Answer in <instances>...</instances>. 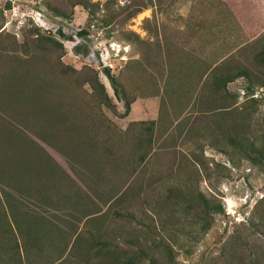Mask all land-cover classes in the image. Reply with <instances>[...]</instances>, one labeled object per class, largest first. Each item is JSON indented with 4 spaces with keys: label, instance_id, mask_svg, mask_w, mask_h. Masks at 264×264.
Wrapping results in <instances>:
<instances>
[{
    "label": "rangeland",
    "instance_id": "obj_1",
    "mask_svg": "<svg viewBox=\"0 0 264 264\" xmlns=\"http://www.w3.org/2000/svg\"><path fill=\"white\" fill-rule=\"evenodd\" d=\"M130 1L114 0L115 8ZM138 1L146 5L141 12L103 27L81 5L74 8L72 19H65L47 0H0V110L9 106L10 93L32 91L24 90L33 85L31 79L21 78L31 76L29 71L9 67L40 50L35 46H43L38 42L43 37L44 46L61 55L64 64L99 70L118 106L117 112L104 108L117 129L124 131L133 121L158 120L155 150L147 163L129 184L115 177L121 191L110 188L115 183L97 184L98 193L84 186L89 197L69 200L67 208L23 199L29 211L23 217L35 231H42L43 245L30 252L24 247L14 260L2 264H127L140 249L161 264H251L250 258L253 264H264V165L250 161L226 135L233 132L232 124L252 122L254 130L259 129L261 120L256 116L264 113V105L251 101L244 78L229 85L231 93L238 92L237 99L228 96L230 110L223 107V95L213 104L210 80L202 75L210 64L224 59L233 70L248 67L258 72L254 57L264 47V0ZM59 29L74 40L59 35ZM82 29L90 34L82 38L78 35ZM106 66L137 96L128 115L103 72ZM54 84L44 77L39 88L43 101L51 102ZM87 90L91 92L88 85ZM202 95L204 101L199 100ZM254 96L264 99V88H257ZM64 100L56 104L66 107L72 97ZM0 117H5L1 111ZM258 144L264 145L263 137ZM47 148L84 185L66 158ZM2 185L0 203H6ZM170 188L202 192L211 202L221 203L226 214L219 213L215 223L206 226L195 211L169 199ZM9 222L19 233L12 216ZM162 238L172 247L173 258L162 247H152Z\"/></svg>",
    "mask_w": 264,
    "mask_h": 264
},
{
    "label": "trees",
    "instance_id": "obj_2",
    "mask_svg": "<svg viewBox=\"0 0 264 264\" xmlns=\"http://www.w3.org/2000/svg\"><path fill=\"white\" fill-rule=\"evenodd\" d=\"M47 4L57 15L65 19H72L74 8L81 5L88 12L90 19L100 22L103 27L110 26L114 22L126 21L146 7L145 3L138 0H131L118 8H115L114 0L104 3L94 0H47ZM89 34V29L78 32L82 38ZM59 35L74 40L72 35H67L62 29H59ZM38 42L43 45L40 47L38 43L36 44L35 47L40 50L31 53L34 55L28 60H20L17 64L12 62L9 67L23 69L25 73L29 71L27 73L31 76L25 74L21 78L24 81L31 79L34 86L32 84L25 86L29 88L24 87V90L32 91L10 93L9 103H6L9 106L0 110L3 116L5 114V117H0L1 119L10 120L9 118L12 117L11 119L17 122V126L11 120L10 123L0 126V182L3 184L1 191L6 200V203H0V215H2L0 216V264L14 260L15 254L19 255L24 247L27 248L25 251L29 250V252L34 247L42 248L40 246L43 245L42 231H35L33 225L23 217L24 213L29 212L24 209L27 207V202H24L26 199L45 200L52 205H64L67 208L69 200H85L89 197L84 186L98 193L99 188L96 187H99L97 185L99 183L117 184L116 181L119 179V183L129 184L130 178L138 174L142 165L147 163L149 156L155 150L154 146L158 138V120L133 121L124 131L117 129L106 115L104 108L117 112L118 106L101 81L99 70L90 66L77 69L73 65H66L62 62L61 55H54L51 49L44 46L46 41L43 37H40ZM77 50L80 51V48ZM254 58L260 65H257L259 68L257 73L255 69L248 67L233 70L230 63L226 65L225 59L213 62L207 67L202 75L210 80L213 104L217 105L218 97L223 95L226 100L223 107L230 110L228 96L232 95V98L237 99L238 92L231 93L229 85L244 78L247 82L244 86L245 92L252 96L251 101L256 105L261 103L264 105V99L254 96L257 88H264V76L260 74L264 72V47ZM45 72L52 81L56 82V85L54 84L56 91L51 89L52 95H50L53 99L51 102L48 98L43 101L40 94L39 88L43 85L44 77L46 80L49 79L46 74L44 75ZM103 72L111 81L116 100L124 104L123 114L128 115L137 96L127 89L112 68L106 66ZM87 85L90 86L91 92L87 90ZM36 86L38 88L35 91L33 88ZM59 93L62 95H54ZM63 95L67 96L62 97ZM70 97L72 100L66 107L56 104L58 100L65 102L64 99ZM203 98L204 95L199 100L204 101ZM257 115L261 124L256 131L252 122H247L243 125L232 124L233 132H228L226 135L228 141L247 155L250 161L256 165H264V145L258 144L260 136L264 139V113ZM234 116L239 117L237 113ZM47 147L66 158L71 171L84 185L78 184L76 178ZM108 166L111 170L110 168L105 170ZM107 171L111 174L107 175ZM111 187L112 190L117 191L122 189L118 184L110 185ZM167 196L173 202L182 205L184 210L195 211L196 217L202 218L206 226L213 225L219 213L226 214L221 203L211 202L202 192L187 193L181 189L170 188ZM10 216L17 224L16 229L20 234L12 231ZM92 243L110 245L105 241ZM152 244V247H162L167 255L173 258V249L163 238ZM120 249L123 250L124 245H120ZM111 257L114 258L115 255L112 254ZM146 258H149L151 264H161L156 257L150 256L143 249L134 252L125 262L136 264ZM250 260L253 264V259Z\"/></svg>",
    "mask_w": 264,
    "mask_h": 264
},
{
    "label": "built area",
    "instance_id": "obj_3",
    "mask_svg": "<svg viewBox=\"0 0 264 264\" xmlns=\"http://www.w3.org/2000/svg\"><path fill=\"white\" fill-rule=\"evenodd\" d=\"M41 12V11H40Z\"/></svg>",
    "mask_w": 264,
    "mask_h": 264
}]
</instances>
